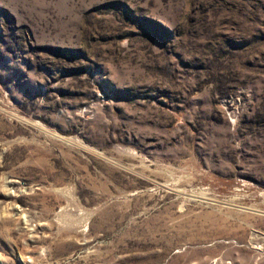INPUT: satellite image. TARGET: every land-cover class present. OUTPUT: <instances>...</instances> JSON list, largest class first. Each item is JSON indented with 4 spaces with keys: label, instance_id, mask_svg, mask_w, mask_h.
I'll use <instances>...</instances> for the list:
<instances>
[{
    "label": "rangeland",
    "instance_id": "374dc122",
    "mask_svg": "<svg viewBox=\"0 0 264 264\" xmlns=\"http://www.w3.org/2000/svg\"><path fill=\"white\" fill-rule=\"evenodd\" d=\"M0 264H264V0H0Z\"/></svg>",
    "mask_w": 264,
    "mask_h": 264
}]
</instances>
